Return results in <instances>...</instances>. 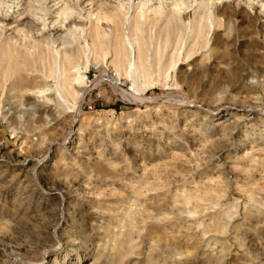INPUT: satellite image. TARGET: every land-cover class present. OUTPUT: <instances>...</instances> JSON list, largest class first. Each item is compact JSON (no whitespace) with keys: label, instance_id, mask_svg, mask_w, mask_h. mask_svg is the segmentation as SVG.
<instances>
[{"label":"rangeland","instance_id":"1","mask_svg":"<svg viewBox=\"0 0 264 264\" xmlns=\"http://www.w3.org/2000/svg\"><path fill=\"white\" fill-rule=\"evenodd\" d=\"M141 1L0 0V47L29 19L53 28L59 7L71 13L62 36L110 33L104 60L68 45L83 82L65 78L64 99L45 37L13 53L0 264H264V0H149L129 66L123 21Z\"/></svg>","mask_w":264,"mask_h":264},{"label":"bare ground","instance_id":"2","mask_svg":"<svg viewBox=\"0 0 264 264\" xmlns=\"http://www.w3.org/2000/svg\"><path fill=\"white\" fill-rule=\"evenodd\" d=\"M148 1L149 0H142L141 2H138L136 5L134 4L135 5L134 14L131 15V16H126V15L124 16V21L123 22L125 23V21H127L128 22V26L129 27L131 26V30H129V28H128V32L125 33V34H122V43L127 44L126 46L129 47L130 52H132V54H133L132 55L133 58L132 59L129 58L130 60H132V62L128 61L129 62V66L131 64L132 65L137 64V61H136V58H135V54L138 55L139 50H140V44L141 45L143 44V43H140V39H139L140 36H138V33L141 32L142 20H145V18H147L146 15H147V13H149V10H150V7L147 5ZM119 7L121 9L120 11H122V8H124L123 4H120ZM179 10H180V8L178 7V4L174 3L173 7L171 9H169L168 11L167 10H163V11L161 10L160 11L159 9H156V10L154 9V12L156 13V16H157V14L159 16L162 15L163 17L165 16L167 18V20H168L169 18L173 17V15H176V13H178ZM28 12H30V11H28ZM125 13H127V12H125ZM46 14H47V11L45 12V15ZM70 15H71V13H70L68 8L59 7L55 11V15L53 16L55 18V21H54L55 25L53 26V28L48 27V23L45 20H43L42 18L38 19V21L40 23H38L35 19H33V20L29 19V22L25 21V23L22 22V23L18 24L19 26H21L20 29L18 30V32L14 33L12 31L11 33L8 34V36L6 35L7 38H6L5 42H4L5 44L4 43L1 44L3 46L0 47V87L6 85L7 81H9V78H10V76H11V74H12L14 68H15V63H14L15 60H14V57H13V53H15V51L18 49V46L27 47V48L30 49V52L32 53L33 49L35 47H37L36 45L38 44V42L42 41L41 40L42 37H45L43 39V41L45 42L46 47L50 50L51 55H52L53 68H52V71L49 72V76H51V78H52V85H53V89L55 91V94H57L59 97H62L64 99V94L68 93V90L66 89L67 88L66 84L68 82H67V80L65 78L69 79L70 83L71 82H75V84H77V83L81 84L83 82L82 75H81V73L79 71L80 68H81L80 62L79 63L77 62L74 65H71V60L68 58V56L66 54V51L72 50L71 46H68V45H72L73 47L76 48L74 55L79 60L83 57L84 60H85L84 62H87L86 59L88 58V51L93 52V54L95 56L100 57L102 60H104L107 51L104 50V48L102 47L101 41L109 39L108 37H109L110 33L105 29V25L100 24V25H98V27L95 26V30L93 29L94 30L93 35L95 37V40L92 41L91 43H87L88 41L85 40L82 30L78 31V34L77 33L73 34V33H71L68 30L69 31L68 35L64 37V36L61 35L62 28L64 26L66 27V24H67L66 20L68 19V17ZM121 16H123V15H121ZM117 17L115 16L116 19H117ZM97 18H98V16H97ZM166 18L164 20H166ZM108 20L112 21V18L109 17ZM0 21L2 22L3 25H6L5 24V21H6L5 18H3V17L1 18L0 17ZM72 21H74V19H72ZM162 21H163V19H162ZM170 21H171V19H170ZM201 21L198 20L197 24L195 23V25H196L195 31H194L195 34H198V32L200 33ZM117 23H118V21H117ZM118 24H120V23H118ZM166 24H168V23H166ZM92 25H94V23ZM164 25H165V23H164ZM2 28L3 27H0L1 31H2ZM192 30H193V28H192ZM74 35H77V37H76V41L77 42L76 43L74 41ZM0 36H1V34H0ZM65 45H67V46H65ZM109 48H111V47H109ZM113 48L114 49H112V48L111 49L113 50L114 55H116V54L118 55V52H119L118 48H116V47H113ZM18 50L20 51V49H18ZM124 51H126V50H124ZM21 55H23V54H21ZM37 55H38V53H37ZM114 60H116V59H114ZM22 61H23V59H22ZM33 62L35 63V61H33ZM113 63H114V61H113ZM19 64L22 65L21 63H19ZM119 65H121V64H119ZM47 66H48V64H47ZM115 66L113 65L114 73L113 74L109 73V76H111V78L114 79L115 82H117L119 80V78L117 76V71L115 69ZM123 66H125V64ZM84 68H86V64L84 65ZM44 74H45V71H44ZM42 77L45 78V76H42ZM82 86H84V85H82ZM44 90L45 89H43L41 92H43Z\"/></svg>","mask_w":264,"mask_h":264}]
</instances>
